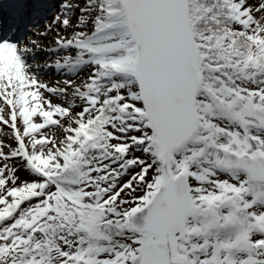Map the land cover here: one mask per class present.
Wrapping results in <instances>:
<instances>
[{
    "label": "snow or ice",
    "instance_id": "obj_1",
    "mask_svg": "<svg viewBox=\"0 0 264 264\" xmlns=\"http://www.w3.org/2000/svg\"><path fill=\"white\" fill-rule=\"evenodd\" d=\"M0 264H264V0H0Z\"/></svg>",
    "mask_w": 264,
    "mask_h": 264
}]
</instances>
